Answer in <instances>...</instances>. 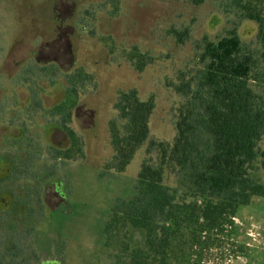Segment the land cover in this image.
Instances as JSON below:
<instances>
[{"label": "rangeland", "instance_id": "1", "mask_svg": "<svg viewBox=\"0 0 264 264\" xmlns=\"http://www.w3.org/2000/svg\"><path fill=\"white\" fill-rule=\"evenodd\" d=\"M114 10L108 0H0V255L13 247L9 236L21 254L31 253L25 241L32 246L37 260L31 264H112L109 255L125 243L143 246L145 232L121 223L106 246L105 224L116 202L135 194L148 144L125 172L103 170L112 156L108 121L117 93L136 89L142 100L153 96L149 140L171 142L181 99L168 85L194 66L204 37L217 41L236 29L246 48L260 58L264 52L257 23L226 13L217 0H119ZM172 30L189 36L179 43ZM59 33L68 36L72 68L55 48L42 55L41 46ZM132 47L155 59L143 72L125 59ZM55 57L61 69L51 84L43 69ZM75 68L95 78L70 123L83 139L85 159L62 161L52 149L69 140L49 111L64 99V73ZM259 147L264 150V136ZM260 179L264 185V174ZM165 183L183 196L174 178ZM185 238L182 255L189 264H264V196L240 207L221 229Z\"/></svg>", "mask_w": 264, "mask_h": 264}, {"label": "trees", "instance_id": "2", "mask_svg": "<svg viewBox=\"0 0 264 264\" xmlns=\"http://www.w3.org/2000/svg\"><path fill=\"white\" fill-rule=\"evenodd\" d=\"M108 1L116 11L119 0ZM204 1L192 0L196 5ZM217 1L226 13L256 22L257 39L264 47V0ZM172 33L179 43L189 36L188 30ZM66 36L59 33L53 44L43 45L42 55L45 51L52 54L55 48L72 68ZM195 54L194 66L179 71L175 82L168 85L181 99L175 109L176 134L171 142L149 140L153 96L142 100L136 89L117 93L114 116L108 121L112 156L103 170L125 172L136 153L148 144L137 173L135 194L126 201L118 200L105 224L106 246L119 223L142 229L146 238L143 246L130 248L125 243L114 251L109 255L112 264H189L182 255L187 234L194 238L197 233L221 229L240 207L264 196L260 179L264 150L259 147L264 136V52L257 57L232 29L217 41L204 37ZM40 55L37 53V57ZM125 59L137 72L155 61L137 47H132ZM53 60L43 69L52 75L51 84L57 82L54 78L61 69L59 60ZM63 78L64 99L50 109L49 115L57 118L56 124L69 145L53 148L51 155L62 161H82L83 139L70 123L81 108L80 96L95 87V78L83 68L65 72ZM167 177L184 188L183 196L171 192L165 183ZM9 237L13 247L0 255V264H31V260H37L30 244L24 240L31 253L21 254L15 237Z\"/></svg>", "mask_w": 264, "mask_h": 264}, {"label": "crops", "instance_id": "3", "mask_svg": "<svg viewBox=\"0 0 264 264\" xmlns=\"http://www.w3.org/2000/svg\"><path fill=\"white\" fill-rule=\"evenodd\" d=\"M46 44V43H45ZM41 47H43V45L41 46ZM36 55L34 54V57H35ZM28 102V101H27Z\"/></svg>", "mask_w": 264, "mask_h": 264}]
</instances>
